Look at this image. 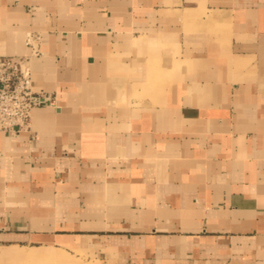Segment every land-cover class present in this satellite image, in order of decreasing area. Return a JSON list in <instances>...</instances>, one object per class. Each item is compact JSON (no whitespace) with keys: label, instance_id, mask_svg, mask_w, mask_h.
<instances>
[{"label":"crops","instance_id":"obj_1","mask_svg":"<svg viewBox=\"0 0 264 264\" xmlns=\"http://www.w3.org/2000/svg\"><path fill=\"white\" fill-rule=\"evenodd\" d=\"M0 56L54 98L0 133V244L264 264V0H0Z\"/></svg>","mask_w":264,"mask_h":264},{"label":"built area","instance_id":"obj_2","mask_svg":"<svg viewBox=\"0 0 264 264\" xmlns=\"http://www.w3.org/2000/svg\"><path fill=\"white\" fill-rule=\"evenodd\" d=\"M39 38L29 34L32 56L40 55ZM31 57L0 56V133L15 136L29 131L36 107L54 103L51 94L33 89Z\"/></svg>","mask_w":264,"mask_h":264},{"label":"rangeland","instance_id":"obj_3","mask_svg":"<svg viewBox=\"0 0 264 264\" xmlns=\"http://www.w3.org/2000/svg\"><path fill=\"white\" fill-rule=\"evenodd\" d=\"M27 250L33 253H40L37 258H17L2 256L12 248ZM52 253L54 256H46L44 253ZM44 255V256H42ZM0 264H104L99 260L92 251L88 249L65 248L58 245L45 246L28 243H11L4 242L0 244Z\"/></svg>","mask_w":264,"mask_h":264},{"label":"bare ground","instance_id":"obj_4","mask_svg":"<svg viewBox=\"0 0 264 264\" xmlns=\"http://www.w3.org/2000/svg\"><path fill=\"white\" fill-rule=\"evenodd\" d=\"M47 257L48 255H50V258H52V256H54L52 253H44V255ZM41 254L39 253H33V252H29L27 250H23V249H19L17 247L12 248L11 250L7 251V252H3L2 256H10V257H17V258H37L38 256ZM42 255V256H44Z\"/></svg>","mask_w":264,"mask_h":264}]
</instances>
